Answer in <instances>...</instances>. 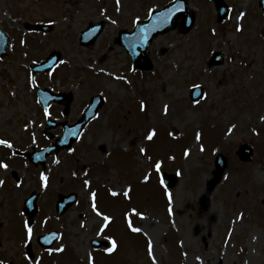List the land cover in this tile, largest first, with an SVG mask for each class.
I'll return each instance as SVG.
<instances>
[{
    "label": "rangeland",
    "instance_id": "374dc122",
    "mask_svg": "<svg viewBox=\"0 0 264 264\" xmlns=\"http://www.w3.org/2000/svg\"><path fill=\"white\" fill-rule=\"evenodd\" d=\"M226 2L232 16L227 23L218 24L210 0H189L196 14L193 29L182 34L179 23L176 30L157 37L150 46L152 70L139 74L142 71H131L129 55L116 41L118 34L133 31L137 15L146 20L149 8L159 10L170 0H121L120 11L115 0H0V29L12 40L9 55L0 59V138L10 139L24 154L32 152V131L41 149L50 144L35 86L73 95L68 115H64L63 105L50 109L61 123L74 124L93 96L102 93L105 100L99 119L85 128L72 148L75 152L70 149L53 155L45 167H33L19 156L9 160L10 150L0 147V157L10 165L7 173L0 169L6 182L0 188L1 254L25 261L21 258L27 218L21 213L24 201L37 192L40 211L33 222V250L39 252L37 236L50 230L61 232L55 248L63 246L65 251L47 258L58 264H89L88 252L95 264H151L146 251L148 237L158 264H264V12L259 0ZM105 9L106 17L101 15ZM241 11H250L244 24L237 19ZM109 18L117 24H110ZM25 23L49 24L53 29L31 34L23 29ZM99 23L104 30L96 42L81 45V33L90 24ZM238 24L243 32L236 31ZM54 52L69 63L56 68L51 77L37 74L35 85H30L32 62L41 63ZM213 52L224 54L222 65H210ZM101 68L127 77L131 85L101 73ZM194 84L202 85L208 97L199 105L190 98ZM141 104L146 105L144 111ZM165 104L167 115L163 113ZM29 121H35V126L24 132ZM151 129L157 136L148 141L145 137ZM51 133L56 138L61 128ZM243 144L254 146L251 163L241 162L236 155ZM201 145L203 153L199 152ZM140 147L147 149L153 161L161 160L170 175L177 176L176 184L168 190L173 197L171 205L165 203L163 188L148 160L140 156ZM185 151L190 155L185 157ZM219 154L226 158L227 167L215 183ZM56 157L60 165L53 163ZM46 169H50L49 188L43 190L38 173ZM149 172L151 179L145 183ZM18 179L23 180L19 189L15 187ZM85 179L91 181V188L84 187ZM126 187L132 188L131 201L122 194L109 196V189L122 193ZM204 190L207 197L202 196ZM92 191L97 193L101 211L113 219L105 233L117 241L112 255L92 248L99 224L90 211ZM70 193L77 194V203L60 217L55 209L57 196ZM132 207L148 217L146 221L132 217L135 225H144L148 237L127 228L124 216ZM82 223L86 227L81 228Z\"/></svg>",
    "mask_w": 264,
    "mask_h": 264
},
{
    "label": "snow or ice",
    "instance_id": "6c2138e0",
    "mask_svg": "<svg viewBox=\"0 0 264 264\" xmlns=\"http://www.w3.org/2000/svg\"><path fill=\"white\" fill-rule=\"evenodd\" d=\"M116 3V9L117 11H120L121 9V0H115ZM170 3L172 4V7H168L165 8L164 10L158 11L157 8L155 7H151L148 9L147 14H146V22L142 21L139 17V15H137L133 21V31L124 36V40H125V49L126 51L133 57H135L136 55H138L137 53V49L138 48H142L144 46L147 45L149 37L151 34L157 32L160 29L166 28L167 26L174 24L175 22V18H177V14L183 11V6L182 3H177L176 0H170ZM101 15L102 16H107V12L106 9L101 11ZM246 14L241 11V13L239 14V16L237 17L238 20L242 21L244 19V16ZM109 22L112 25H116L117 21L115 19H110L109 18ZM49 24H56L55 20H49ZM99 31V28H94L92 29L91 32H87L84 34L83 38L87 39L89 38L91 35H94L96 32ZM236 31L237 32H243V26L238 24L236 27ZM214 34V33H213ZM0 43H3L2 41H0ZM26 41H21V44H25ZM27 55V53H25V56ZM49 59L51 60V64L46 65L47 69H48V75L51 77L54 72L55 69L60 67L61 65H66L69 63V61L67 60H63V59H55L54 57L50 56ZM33 64L38 63L37 61H33ZM131 71L135 72L136 69L132 68ZM101 73H104L105 75L112 77L114 80L116 81H123L124 83L131 85V81L122 75H114L112 72H106L105 69L101 68L100 69ZM28 82L30 85H35V77L29 73L28 75ZM193 95L197 96L198 99H196L195 103L197 105L200 104L201 100H206L208 99L207 95L202 93V91H195L196 89H202V85L200 84H194L193 85ZM12 96H15V92L11 93ZM101 98H103V94L101 93ZM51 99V98H49ZM98 102V101H97ZM37 103H44V101H37ZM146 108V105L141 104V111H144ZM51 105L46 103V106L43 109V116L44 119L46 121H51L53 119L52 114H51ZM163 113L164 115L168 114V105L165 104L163 106ZM86 116H89V113H85ZM90 119H99V115L98 113L96 114H91L90 115ZM261 120L264 121V116L261 117ZM34 127L35 126V121H29L23 128L24 132H28L29 131V127ZM42 127V126H41ZM235 129V125H233L232 128L228 129V134L231 135L232 132ZM255 135H259L258 132H255ZM81 132L78 128L75 127H67L65 130V133L62 137V140L60 141L61 143H68V140L70 137H77L79 138L81 136ZM169 135H172V133H169ZM157 136V133L154 129H151L147 132L146 134V140L148 141H153V139ZM31 146H32V152L29 153V156L35 160V161H44L45 160V153H51L53 152V148L51 146L46 147L41 149L39 147V143L37 140V134L35 131L31 132ZM196 140L200 141L201 140V134L197 133L196 134ZM0 147H3L5 149L10 150V155L7 157V159L11 160L12 158L17 157L18 155H20V151L19 149L15 148L14 143L7 138H0ZM71 152L74 153L75 149H71ZM199 152L203 153L205 152V148L203 147V145H201L199 147ZM33 153H36L35 155H33ZM139 154L141 157H144L148 160L149 162V166L154 170L155 174H156V180L157 183L164 189L165 194L167 196L168 199V203L169 205L172 204V193L168 191V185L165 182V178L163 175V162L161 160H155L153 161L152 158L150 156H148V152L147 149L144 147H140L139 149ZM185 157L190 155L189 151H185L184 152ZM174 159V158H173ZM53 163H55L56 165H60L61 164V160L59 157H56L53 161ZM9 163L4 162V158L0 157V169H2L4 171V173H7L9 170ZM25 167H27V165H25ZM50 171V169H46L45 171H40L38 173V179L40 182V187L43 190H47L49 188V175L47 174V172ZM73 176L76 175V173L72 174ZM177 175H181V173L177 172ZM84 176L87 177L88 173L85 172ZM152 173L149 172L144 176V182L147 183L150 179H151ZM225 179H227V177H225ZM5 180L0 177V188H3L5 186ZM84 187L87 188H91V181L89 179H85L84 180ZM23 185V180L18 179L17 182L15 183V187L17 189L21 188ZM132 192V188L131 187H126L125 189H123L122 193L120 191H114L109 189V193L112 197H118L121 194L123 195L124 198H126L127 200L131 201V196L130 193ZM90 211L95 215V217L98 218L99 224H98V228L96 231V236L95 238L91 241L93 248L95 249L97 245L103 244L104 242H107L110 246L108 247H104L103 251L108 254V255H112L113 253H115L117 251L118 245H117V241L115 239H113L110 236L105 235V233L107 232V230L109 229L110 225L113 222V219L110 215L105 214L103 211H101L100 206L98 205V201H97V193L95 191H92L90 193ZM168 212L171 214L172 213V208L169 207L168 208ZM21 216H23V213H21ZM139 217V219L141 221H146L148 219L147 216H145L142 212H139L135 207H132L131 209H129L124 216V219L126 221V225L127 228L132 232V233H137V234H142L146 237H148V233L144 230V225L140 224V225H135L133 223L132 217ZM243 213H240L238 216V219L240 221L243 220ZM44 225L47 224V220H45ZM81 228L86 227L85 224H81L80 225ZM23 228H24V244L25 247L27 248L34 239V225L31 224L30 221L28 220H24L23 222ZM59 237H57L56 235H52V236H45L43 237V242L45 244L49 243L51 240L54 239H58ZM229 239H231V233H229ZM36 239H40V237H36ZM30 250V249H29ZM46 251L48 252V255H52L53 251L58 252V253H62L65 251V248L63 246L59 247V248H55V249H46ZM147 255L149 257V259L151 260V264H158L156 255L154 254V245H153V241L151 239V237H148L147 240ZM185 255H187L185 253ZM87 257H88V262L89 264H95L94 261V257L92 255L91 252L87 253ZM199 259V258H197ZM24 260L26 261V264H41V260L34 258L33 256L27 255L25 254L24 256ZM0 264H5V261L3 259H0Z\"/></svg>",
    "mask_w": 264,
    "mask_h": 264
},
{
    "label": "water",
    "instance_id": "95a60500",
    "mask_svg": "<svg viewBox=\"0 0 264 264\" xmlns=\"http://www.w3.org/2000/svg\"><path fill=\"white\" fill-rule=\"evenodd\" d=\"M179 3H182L183 11L177 14V18H175L174 24H171V25L167 26L166 28L160 29L157 32L151 34L150 37H149L147 45L142 47V48H138L137 49L138 55H136L135 57L132 56L135 67H139V63H140L141 59H144L147 62H149L148 61L149 46H150L151 42L153 41V39L156 36L160 35V34H165V33L169 32V31L173 30L175 28L176 21L178 20V18L180 16H185V17L189 16L190 17V19L187 22L186 31H189L191 29V26L193 25V22H194V18H193V15H191L189 13V10L187 9V0H180ZM216 4H217V8L219 10H221L224 7L223 0H216ZM170 7H172V6H170ZM185 9H186V11H185ZM26 28L29 29V30H32V31H43V32H48V31L52 30L51 26H33V25H29V24L26 25ZM94 28H99V31L96 32L94 35H91L87 39L83 38L82 42L84 44L88 45V44L94 42L96 40V38L98 37V35L102 32L103 25L91 26L87 32H91L92 29H94ZM84 34H83V36H84ZM124 36H126V33L122 32L120 34V39H119V41L121 43H124ZM0 41L3 42V43H0V58H4L5 56L8 55L7 47H10L11 43H10L9 37L7 35H5L1 30H0ZM220 56L222 57V54H216L214 56V59L212 60V65H218V64L222 63V58H220ZM52 57H54L57 60L60 59V56L58 54H54ZM49 64H51V60L50 59H48L47 62H45V63H43L41 65L34 66L33 67V73L35 74L36 72H39V71H48L46 65H49ZM38 91H39V94H40V101H44L45 105H46V103L47 104L49 103L51 105L52 102H54V101H57L59 103H62L65 100H67L68 102L71 101L70 97L67 98L64 95L58 97V96H54V95L49 94L47 91L46 92L41 91V90H38ZM195 91H201V89H196ZM45 96L46 97L49 96L51 98V99H49V102H45V100H44ZM193 99L196 100V99H198V97L193 95ZM102 105H103L102 98L101 97H95L92 100V102H91V104H90V106H89V108L87 110V113H89V116H86L84 114L82 119L73 127L78 128L80 130V132H81L84 129V127L92 120V119H90V115L91 114H96L99 111V109L102 107ZM54 125L55 124H51V122H49L48 127L51 128ZM67 127H69V126L66 125L65 126V130H66ZM77 139H78L77 137H70L69 140H68V143H61L60 142L62 140L61 139L58 142V145L53 149V151L55 150L56 152H58L61 148H70ZM45 154H50V153H45ZM238 156L243 161H252L253 147L250 146V145L242 146L240 148L239 152H238ZM225 166H226L225 159L223 157H221V156L218 157L217 158V171H216L215 183H217L220 180V178L223 176V173H224V170H225ZM163 175H164L166 184L169 187H174V185L176 184V178L173 177V176L167 175L164 171H163ZM36 201H37V196L33 195L31 197V199L26 204V210L25 211L31 216V218L36 214ZM75 201H76V195H74V194L70 195V196H67V197L60 196V200L58 202V207H57L58 213L60 215L66 213L67 210L75 203ZM52 235H56L58 237V234H55V233L54 234L52 233V234H50L48 236H52ZM41 240H43V238ZM55 240L56 239L51 240L47 244H45L42 241H41V243L45 247L48 248V247H51V245L53 244V242ZM103 245L106 246V247L110 246L108 243H103V244L97 245L96 247H100V246H103Z\"/></svg>",
    "mask_w": 264,
    "mask_h": 264
},
{
    "label": "flooded vegetation",
    "instance_id": "af4514ba",
    "mask_svg": "<svg viewBox=\"0 0 264 264\" xmlns=\"http://www.w3.org/2000/svg\"><path fill=\"white\" fill-rule=\"evenodd\" d=\"M49 146V145H48ZM28 160V159H27ZM18 176V174L16 175ZM34 245V244H33ZM38 253H32V254H27L25 252H23V256H22V260L24 259V256L25 254L27 255H30V256H33L34 258H37V259H40L41 260V264H58L56 262H48L47 261V258H50L52 257V255L54 256V254H52L51 256L48 255V252H44L41 248L38 247ZM1 254V252H0ZM3 255V254H1ZM4 256V261H5V264H26V261L24 262H16V259H12V257H7L6 255H3Z\"/></svg>",
    "mask_w": 264,
    "mask_h": 264
},
{
    "label": "bare ground",
    "instance_id": "6f19581e",
    "mask_svg": "<svg viewBox=\"0 0 264 264\" xmlns=\"http://www.w3.org/2000/svg\"><path fill=\"white\" fill-rule=\"evenodd\" d=\"M207 193H208V192H207L206 190H204V191L202 192V196H204V197L206 196V197H207Z\"/></svg>",
    "mask_w": 264,
    "mask_h": 264
}]
</instances>
